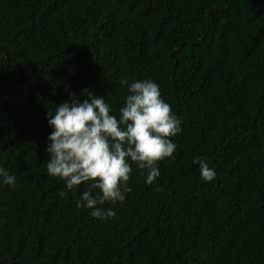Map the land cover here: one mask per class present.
<instances>
[{
	"label": "trees",
	"instance_id": "16d2710c",
	"mask_svg": "<svg viewBox=\"0 0 264 264\" xmlns=\"http://www.w3.org/2000/svg\"><path fill=\"white\" fill-rule=\"evenodd\" d=\"M123 77L156 82L181 132L94 218L47 175L45 110L87 89L118 112ZM0 167V264H264V0H0Z\"/></svg>",
	"mask_w": 264,
	"mask_h": 264
},
{
	"label": "clouds",
	"instance_id": "9594fccd",
	"mask_svg": "<svg viewBox=\"0 0 264 264\" xmlns=\"http://www.w3.org/2000/svg\"><path fill=\"white\" fill-rule=\"evenodd\" d=\"M118 112H113L104 96L82 90V101L69 91V99L45 110L51 129L47 139L44 161L47 175L63 181L58 195L66 198L81 184L86 189L76 198L77 208H84L94 218L115 216L114 208H102L106 202L116 205L131 191L128 181L132 166L142 170L145 184L151 185L160 175L158 162L172 157L176 144L171 139L181 132V121L171 105L161 96L159 85L152 79L129 82ZM200 179H215V170L200 156H194ZM14 175L0 167V184L13 187ZM27 191V182L20 183ZM3 248L2 263L9 253V240L0 237ZM20 257L11 264H18Z\"/></svg>",
	"mask_w": 264,
	"mask_h": 264
}]
</instances>
